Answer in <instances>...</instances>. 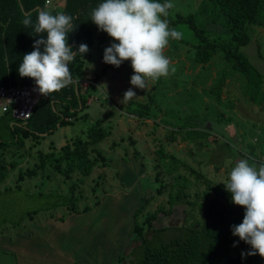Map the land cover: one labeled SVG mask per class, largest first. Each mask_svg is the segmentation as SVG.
<instances>
[{"label": "rangeland", "instance_id": "374dc122", "mask_svg": "<svg viewBox=\"0 0 264 264\" xmlns=\"http://www.w3.org/2000/svg\"><path fill=\"white\" fill-rule=\"evenodd\" d=\"M159 2L163 4L166 0ZM168 2L173 4L168 10L170 18L176 13H193L197 26L203 30L204 39L229 41L228 23L213 2ZM50 8L46 6L44 10L50 12ZM169 27L181 32L182 38H170L164 49V55L170 61L167 76L149 80L144 90L134 88L130 84L134 74L131 62L125 61L118 68H103L101 51L94 44L84 54V63L81 64L85 67L84 75L93 80V86L86 82L89 84L87 88L82 82L81 89L86 88L88 99L84 108L70 116L69 121L66 119L59 124L52 133L24 137L21 147L0 149L4 159L16 165L8 178L0 182L1 229L20 226L31 218L26 214L33 210L56 208L63 206V202L76 209L94 208L98 199L100 205L97 209H105L106 217L109 215L110 218L97 238L105 246H98V262L95 264H104L107 258L108 264H132L140 249H136L135 257L131 255L133 243H128V238H137L134 211L142 197L153 195L154 199L138 216L139 222L158 206L169 207V188L173 180L158 164L157 148L163 147L168 154L176 155L184 162L185 166L179 171L187 175L189 201L196 204L177 203L170 213L156 217L152 223L154 227L184 222L197 224L201 217L199 203L203 201L198 195L201 196L206 189L207 182L225 189L223 183L227 182L228 173L238 160L249 159V163L256 164L264 162V27L252 26L250 42L240 47L263 75L255 100L250 99L247 80L225 62L222 50L217 49L209 62L198 63L193 55L195 45L201 40L185 23L169 24ZM112 42L108 37L107 47ZM221 76H224L225 83L217 95L211 92V88ZM129 88L137 93L131 100L152 101L148 118L134 116L125 110L129 101L122 102L123 94ZM95 124L110 130L106 138L94 145L104 155L108 166L97 165L89 175L75 170L65 180L54 169L55 159L41 165L40 153L54 151L56 154L73 138H84L87 129ZM169 131L176 133L170 134ZM10 138L7 123L0 122V139ZM190 167L201 173L202 178L196 181V172L190 173ZM158 189H162L160 194L156 192ZM196 191L198 195H195ZM225 198L226 201L220 199L218 205L225 213L231 212V228L242 223L245 210L231 203L229 192ZM151 232L145 226L147 237ZM238 238L230 230L228 243L243 247L245 243ZM259 264H264V258L261 257Z\"/></svg>", "mask_w": 264, "mask_h": 264}, {"label": "trees", "instance_id": "16d2710c", "mask_svg": "<svg viewBox=\"0 0 264 264\" xmlns=\"http://www.w3.org/2000/svg\"><path fill=\"white\" fill-rule=\"evenodd\" d=\"M209 1L217 6L219 13L226 19L231 34L229 41L204 39L201 35L203 30L197 26L193 13L186 15L176 13L174 18L168 16L166 19L172 25L187 24L195 36L201 40L195 45L193 57L196 62L207 63L217 49L222 50L225 62L231 65L235 73L242 74L247 80L250 99L255 100L263 75L252 65L240 47L250 42L252 26L264 27V0ZM102 2L103 0H66L62 9L57 11L54 8L52 14L64 13L72 17V23L76 25V28L69 33L68 44L74 51H78L81 43L87 44L88 48L96 44L101 51L103 61L109 36L106 32L99 31L91 21V11ZM45 7L44 0H0V85L24 86L31 82L32 78H22L19 75L18 68L23 55L33 51L35 40L41 37L35 36L33 29L25 27L22 20L25 15L30 14L35 22L39 11L44 10ZM162 18L165 19V17ZM83 58L84 56L77 55L68 65L73 83L46 97L42 95L29 119L16 121L10 115L0 116V122H6L11 132L9 140L0 139V149H5L6 146L21 147L24 137L52 133L59 124L66 119L69 121L70 116H74L78 110L84 108L88 100L86 88L89 85L82 90L81 79L90 80L91 86H93V80L84 75L86 73L81 65ZM106 66L108 64L104 63L103 68ZM224 83V76L219 77V81L215 87L211 88V92L219 95ZM151 108V100L146 102L130 100L125 106L127 112L143 118L150 116ZM169 133L174 134L176 131H169ZM109 134L110 130L95 124L87 129L84 138L79 136L73 138L71 143L61 146L56 154L54 151H48L43 155L40 153L41 165L55 159L54 169L65 180L69 179L75 170L82 175H89L97 165L108 166L109 164L105 162V157L100 150L94 147ZM156 153L159 158L158 164L173 180L169 188V192L171 191L169 207L165 209L163 206H158L145 216L143 220L145 223L139 222L138 216L154 199L153 195L147 198L142 197L139 207L134 211V230L140 244L132 249L131 255L135 257V251L138 248L140 253L132 264H259L261 257L258 254L241 258V253L251 250V246L245 243L243 247L238 245L233 247L235 243H228L233 218L230 211L225 213L218 205L220 199L226 201L225 194L228 193L220 188V185L213 186L207 182L201 196L196 191L195 195L203 198V201L199 203L201 217L197 224L184 222L180 225L153 226L152 223L159 214L170 213L177 203L196 204L189 201V193L186 190L190 182L187 175L179 171V168L185 166L184 162L176 155L168 154L163 147L157 148ZM15 166L14 162H7L0 153V182L8 178ZM188 170L190 173L196 172L191 167ZM196 178V181L202 178L201 173L196 172ZM156 192L160 194L162 189ZM98 203L99 200L96 199L94 205ZM61 205L68 207L65 202ZM89 208L91 207L86 206L83 210ZM145 226L152 230L149 237L144 233Z\"/></svg>", "mask_w": 264, "mask_h": 264}, {"label": "clouds", "instance_id": "9594fccd", "mask_svg": "<svg viewBox=\"0 0 264 264\" xmlns=\"http://www.w3.org/2000/svg\"><path fill=\"white\" fill-rule=\"evenodd\" d=\"M172 7L168 0L163 4L157 0H103L91 11V21L113 40L104 49L103 62L118 68L130 61L134 72L130 84L134 88L144 90L149 80L169 74L170 61L164 49L170 38H182V33L170 28L166 19ZM22 23L41 38L35 40L33 51L23 55L19 75L32 78L35 90L45 97L72 84L68 65L77 55L84 56L89 51L84 43L79 44L78 51L69 46L68 35L76 28L72 17L41 10L35 22L27 14ZM135 96L137 93L129 88L122 102ZM223 184L231 194V203L245 210L242 223L231 226L232 235L251 246V250L241 253V258L257 254L264 258V162L238 160Z\"/></svg>", "mask_w": 264, "mask_h": 264}, {"label": "crops", "instance_id": "0c3cea01", "mask_svg": "<svg viewBox=\"0 0 264 264\" xmlns=\"http://www.w3.org/2000/svg\"><path fill=\"white\" fill-rule=\"evenodd\" d=\"M64 3L48 6L51 7L50 13L54 8L61 10ZM81 81L92 83L87 79ZM112 196L108 198H115ZM99 205L88 210L69 209L66 206L33 210L26 214L31 218L20 226L4 230L0 228V264L97 263L98 246H105L97 238L110 218L109 215L106 217L105 209H97ZM128 243H133V249L140 240L129 236ZM103 263L108 264V258Z\"/></svg>", "mask_w": 264, "mask_h": 264}, {"label": "built area", "instance_id": "2783aa9c", "mask_svg": "<svg viewBox=\"0 0 264 264\" xmlns=\"http://www.w3.org/2000/svg\"><path fill=\"white\" fill-rule=\"evenodd\" d=\"M66 0H44L45 6H53ZM110 67L113 65L108 64ZM85 87L88 83L84 82ZM83 85V84H82ZM33 79L24 86L0 85V116L10 115L14 120L25 121L31 116L41 94L35 90Z\"/></svg>", "mask_w": 264, "mask_h": 264}, {"label": "water", "instance_id": "95a60500", "mask_svg": "<svg viewBox=\"0 0 264 264\" xmlns=\"http://www.w3.org/2000/svg\"><path fill=\"white\" fill-rule=\"evenodd\" d=\"M41 11V10H40Z\"/></svg>", "mask_w": 264, "mask_h": 264}]
</instances>
